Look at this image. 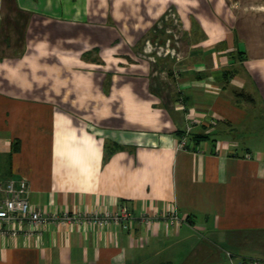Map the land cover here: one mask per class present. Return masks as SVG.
I'll use <instances>...</instances> for the list:
<instances>
[{
	"label": "crops",
	"instance_id": "1",
	"mask_svg": "<svg viewBox=\"0 0 264 264\" xmlns=\"http://www.w3.org/2000/svg\"><path fill=\"white\" fill-rule=\"evenodd\" d=\"M10 178L79 220L2 222L0 264H264V0H0Z\"/></svg>",
	"mask_w": 264,
	"mask_h": 264
},
{
	"label": "built area",
	"instance_id": "2",
	"mask_svg": "<svg viewBox=\"0 0 264 264\" xmlns=\"http://www.w3.org/2000/svg\"><path fill=\"white\" fill-rule=\"evenodd\" d=\"M190 125L187 126L185 132L180 136L177 142V147H183L188 142L190 134ZM28 184L24 178H10L4 183H0V225L2 222H17L23 221L30 224H45L49 222H66L69 220H79L78 214L63 213H46L39 210H33L27 198ZM136 216L126 207L123 206L119 210L108 214H94L89 217L94 223L109 222L110 220L118 221L123 227H128L129 222ZM142 221H148L163 217L171 223L180 222L181 218L176 211H168L165 214L158 212L149 216L146 212H141L137 216Z\"/></svg>",
	"mask_w": 264,
	"mask_h": 264
},
{
	"label": "rangeland",
	"instance_id": "3",
	"mask_svg": "<svg viewBox=\"0 0 264 264\" xmlns=\"http://www.w3.org/2000/svg\"><path fill=\"white\" fill-rule=\"evenodd\" d=\"M248 99H251L249 96H247ZM253 101V100H252ZM192 261L188 262V264L190 263L191 264Z\"/></svg>",
	"mask_w": 264,
	"mask_h": 264
}]
</instances>
